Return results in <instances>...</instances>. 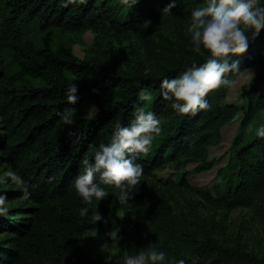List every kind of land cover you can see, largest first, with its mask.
I'll list each match as a JSON object with an SVG mask.
<instances>
[{
	"label": "trees",
	"instance_id": "1",
	"mask_svg": "<svg viewBox=\"0 0 264 264\" xmlns=\"http://www.w3.org/2000/svg\"><path fill=\"white\" fill-rule=\"evenodd\" d=\"M0 0V166L7 165L27 182V197L18 183L0 184L7 193L9 212L0 215V264H118L92 256L83 246L85 234L103 225L101 216L121 209L128 220L124 228L127 255L141 247H158L169 257L188 264H264L241 245H226L215 236L220 223L177 214L154 183L136 184L127 203L117 189L105 186L108 195L94 198L87 215L74 179L85 158H92L107 142L118 122L130 124L136 107L155 111L161 131L154 134L147 152L137 156L143 165L140 178L155 177L158 170H177L193 161L197 170L213 166L208 148L221 141L222 127L239 107L228 101L231 85L209 91L212 105L195 114H177L159 89L163 76H175L194 60L190 35L181 26L193 8L204 0ZM166 26H176L175 38L161 45L156 38ZM91 31L90 52L78 56L66 41L69 33ZM135 35L146 46L151 61L139 60L124 67L99 52L104 41ZM249 35L252 32L249 31ZM159 48V49H157ZM231 55V54H230ZM239 68L227 73L233 81L249 66L258 65L264 82V29L249 39V47L233 56ZM150 67L151 72L144 69ZM77 85V108L72 124L59 115L69 102L67 88ZM152 93L141 100L140 92ZM97 110L85 116L84 101ZM264 113V90L254 82L246 89V103L238 130L231 141L235 162L220 169L223 188L198 189L209 205L230 210L249 207L264 226V137L249 135L258 113ZM186 172L178 178L187 183ZM156 178V177H155ZM161 181V178H156ZM163 181V180H162Z\"/></svg>",
	"mask_w": 264,
	"mask_h": 264
},
{
	"label": "clouds",
	"instance_id": "2",
	"mask_svg": "<svg viewBox=\"0 0 264 264\" xmlns=\"http://www.w3.org/2000/svg\"><path fill=\"white\" fill-rule=\"evenodd\" d=\"M124 2L133 5L136 0ZM175 3L176 0H171L166 7L171 9ZM261 29H264V0H204L202 6L192 9L187 31L192 50L201 55L206 50L208 58L203 62L194 60L175 76H163L159 83L162 97L177 114H195L211 108L207 94L211 89L233 83L226 75L239 68L240 61L233 56L243 53L249 47V39L259 35ZM144 70L152 71L150 67ZM76 92L77 85L73 82L67 88L69 105L59 113L65 124L74 122ZM139 95L141 100H149L152 93L142 89ZM160 125L155 111L136 107L130 124L118 122L110 139L98 145L92 158L84 159L74 179L75 189L84 204L79 209L82 216L87 215L94 198L101 200L108 195L105 187L108 185L115 186L121 203L129 201L133 186L141 181L143 174V165L136 158L149 150L154 134L161 131ZM255 133L264 137V124H260ZM9 179L21 186L26 197L30 195L27 182L19 173L8 170L0 174V184L8 183ZM8 212L7 193L0 191V215ZM100 218L98 213L96 220ZM124 261L125 264H188L186 259L169 257L166 251L151 245L126 255Z\"/></svg>",
	"mask_w": 264,
	"mask_h": 264
},
{
	"label": "rangeland",
	"instance_id": "3",
	"mask_svg": "<svg viewBox=\"0 0 264 264\" xmlns=\"http://www.w3.org/2000/svg\"><path fill=\"white\" fill-rule=\"evenodd\" d=\"M188 20H183L180 29L187 31ZM177 27L166 26L162 29L161 35L156 38L159 44H167L169 39L175 38ZM190 35V34H189ZM66 41L73 47L74 52L82 57L90 48L94 41L93 33L89 30L84 32H72L67 34ZM144 43L135 35L122 39L114 38L111 41H104L101 45L100 53L103 57L119 62L124 67L136 64V61H151L146 51ZM159 49V48H157ZM261 71L260 66L254 65L246 68L231 84L227 91L228 101L239 107L235 116L222 127L221 141L208 148L209 158L214 160L211 168L197 170L194 166L196 162H189L184 166L187 183L180 184L178 178L182 170H177L168 166L155 173V177L150 176L141 179L139 186H146L154 183L165 194L173 210L179 215L191 216L196 212L201 218H211L220 223L219 228H214L215 236L226 245L239 244L244 249L254 253L257 257H264V226L252 214L249 207H236L230 210L219 209L209 205L199 194L198 189H213L215 186L223 188V179L220 174L221 168L233 164V152L231 141L235 136L242 117V109L246 103V89L254 79L260 91L264 90V82L257 78ZM84 115L92 117L97 107L91 101L83 103ZM264 124V113H258L248 128V134L256 135L255 129ZM10 170L7 165L0 166V174ZM10 180V179H9ZM7 187L8 184H3ZM135 185L133 186V188ZM7 204H10L7 201ZM104 222L102 226L85 234L83 246L92 256L103 259L117 260L118 264H125L124 258L127 255L124 240V228L128 223L124 212L119 208L111 210L101 216ZM111 233V234H110Z\"/></svg>",
	"mask_w": 264,
	"mask_h": 264
}]
</instances>
